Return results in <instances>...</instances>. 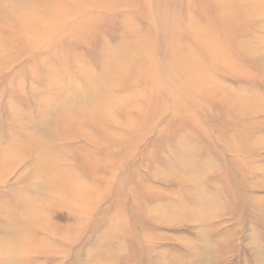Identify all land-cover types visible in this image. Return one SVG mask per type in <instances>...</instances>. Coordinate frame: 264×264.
<instances>
[{
    "label": "rangeland",
    "instance_id": "obj_1",
    "mask_svg": "<svg viewBox=\"0 0 264 264\" xmlns=\"http://www.w3.org/2000/svg\"><path fill=\"white\" fill-rule=\"evenodd\" d=\"M0 264H264V0H0Z\"/></svg>",
    "mask_w": 264,
    "mask_h": 264
}]
</instances>
